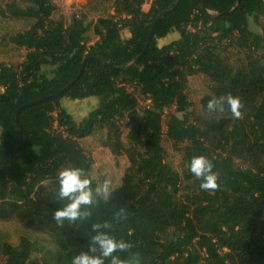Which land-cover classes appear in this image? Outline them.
Instances as JSON below:
<instances>
[{"label":"trees","instance_id":"trees-1","mask_svg":"<svg viewBox=\"0 0 264 264\" xmlns=\"http://www.w3.org/2000/svg\"><path fill=\"white\" fill-rule=\"evenodd\" d=\"M173 1L152 0L145 9V0H114V12L96 19L73 14L67 22L53 16V0H0V19L35 20L8 36L27 49L24 59L19 64L0 61V167L22 139L0 172V218L41 222L56 243L42 247L38 263L30 261L35 246L29 236L21 235L18 243L4 240L1 264H71L87 248L91 224L105 220L113 223L105 231L131 241L130 251L141 253L142 264H264V0H205L207 11L202 0H180L159 20L137 64L117 69L89 60L62 95L21 110L22 133L16 123L18 106L65 86L88 56L128 64L144 49L156 16ZM251 18L261 30L251 28ZM124 29L130 34L124 36ZM172 30L180 36L160 45L159 38ZM230 48L242 55L230 60L225 53ZM50 64L55 67L42 76ZM200 72L215 94L239 95L244 105L242 119L227 109L217 114L233 118L218 142L207 141L190 119L188 79ZM131 87L140 88L150 102L141 105ZM107 92L108 101L81 120L61 102L64 96ZM120 121L129 127L128 140L144 150L131 156L107 202L94 193L88 220L58 226L52 215L67 202L58 199V171L82 167L95 189L93 159L80 139L103 128L116 138ZM165 132L182 144L187 164L181 174L165 159ZM194 155L213 161L216 190H203L190 172ZM121 207L127 219L116 223ZM129 254L118 253L122 259Z\"/></svg>","mask_w":264,"mask_h":264},{"label":"rangeland","instance_id":"rangeland-1","mask_svg":"<svg viewBox=\"0 0 264 264\" xmlns=\"http://www.w3.org/2000/svg\"><path fill=\"white\" fill-rule=\"evenodd\" d=\"M53 1L57 6L53 16L55 18L63 16L67 22L71 20L73 14H87L89 18L96 19L100 14L114 12V0ZM151 2L152 0H145L143 7L148 9ZM34 21L35 20L32 18L13 16L0 19V61H5L9 64H19L24 59L27 49L10 42L8 36L17 31H24L30 28ZM250 25L254 30H261V27L252 18L250 20ZM129 34L130 32L128 29L123 30L124 36ZM179 36L180 32L178 30H172L164 37L166 41H170ZM158 42L162 43L164 40L159 38ZM225 53L232 61H234L237 56L242 55V52L237 48H230L228 51H225ZM54 67V64L45 65L42 70V76L46 75V72ZM131 89L138 95L141 105L150 102V99L145 97L140 88L131 87ZM186 92L189 99L193 101L190 119L202 128L207 141L218 142L221 134L231 126L233 118L231 116H221L215 113L208 114L206 105L207 101L212 96L218 97L226 94L224 92L215 94L209 87L208 77L202 72L189 76ZM99 96L101 97L96 105L103 102L106 103L111 93L107 92L103 95V98L102 95ZM72 99L73 100L70 102L71 104L66 106L77 120H81L83 117L80 116L88 113L89 106L84 102L83 98ZM61 102L63 101L61 100ZM77 107H80L79 111H77ZM120 122L121 127L116 138H110L107 128H103L80 139L86 152L93 159L92 173L99 183H102L105 177L110 178L112 174L116 175V178L112 181V185L117 183L126 171L131 156L144 150L141 145L133 144L128 140L127 132L129 127L125 125L124 121ZM162 144L167 150L165 159L181 174L187 164L183 156L182 144L176 143L166 132L163 135ZM21 235H27L34 241L35 249L30 261L41 263L42 255L44 254L42 247L56 246L52 235L41 222H28L17 218L10 220L0 218V242L7 240L12 243H18ZM3 260L4 254L0 249V264ZM202 264H207L206 260L203 261Z\"/></svg>","mask_w":264,"mask_h":264},{"label":"clouds","instance_id":"clouds-1","mask_svg":"<svg viewBox=\"0 0 264 264\" xmlns=\"http://www.w3.org/2000/svg\"><path fill=\"white\" fill-rule=\"evenodd\" d=\"M243 107L241 97L229 92L218 97L212 96L207 101L206 111L208 114H223L227 109L234 119H242ZM214 167L213 161L204 155H194L191 158L190 172L201 181L200 187L203 190L214 191L218 188V175L213 171ZM58 181V199L67 201L52 215L58 226H63L65 222L72 224L88 220L92 215L94 193L102 196L107 202L114 191L109 177H105L102 183H96L93 189V181L87 170L77 166H68L59 170ZM127 215L126 208L121 207L115 214L114 220L119 223L127 219ZM112 228L113 223L109 220L92 223L87 248L74 255L71 264H105L106 259L109 258L110 264H142L141 253L130 251L134 248L131 241L118 239L109 231H105ZM125 252L130 254L122 259L118 253Z\"/></svg>","mask_w":264,"mask_h":264},{"label":"water","instance_id":"water-1","mask_svg":"<svg viewBox=\"0 0 264 264\" xmlns=\"http://www.w3.org/2000/svg\"><path fill=\"white\" fill-rule=\"evenodd\" d=\"M180 0H174L168 7H166L164 10H162L157 16L156 18L154 19L153 23H152V26L149 30V33H148V37H147V41H146V44L144 46V49L142 50V52L137 55L133 60H131L128 64H125L123 66H117L115 65V63L113 62H108L106 60H104L103 58H99V57H96V56H88L87 58L84 59L83 63H82V66L80 68V71L79 73L75 76V78H73L69 83H67L65 86H63L62 88H60L59 90L55 91V92H52L48 95H44V96H41L39 98H36V99H33V100H30L26 103H23L21 104L20 106L17 107L16 109V123L18 125V127L20 128V133H22V125H21V121H20V112L21 110L26 107V106H29V105H33L35 103H38L40 101H43V100H46V99H49V98H55V97H58L60 95H62L68 88H70L80 77L81 75L83 74L84 70H85V67H86V64L89 60H96V61H99L101 63H104L112 68H117V69H121V68H128L134 64H137L139 62V60L142 58V56L148 51L149 49V46H150V43H151V40H152V37H153V34H154V29L157 25V23L159 22V20L162 18V16H164L165 14L169 13V12H172L174 10V8L178 5ZM203 1V7L204 9L207 11V6H206V2L205 0H202ZM238 2H240L241 0H237ZM228 11V10H226ZM211 16V15H209ZM212 17H215L212 15ZM21 144H22V139L20 140V143H19V146L15 149V151H17L20 147H21ZM14 151V152H15ZM14 152H12L8 157L7 159L5 160L4 164L0 167V172L4 171L6 169V166L8 165V163L11 161V159L13 158L14 156Z\"/></svg>","mask_w":264,"mask_h":264},{"label":"crops","instance_id":"crops-1","mask_svg":"<svg viewBox=\"0 0 264 264\" xmlns=\"http://www.w3.org/2000/svg\"><path fill=\"white\" fill-rule=\"evenodd\" d=\"M166 37V36H165ZM165 37H162L161 39H163L164 40V42H162V43H159L160 45H163V44H166V43H168V42H170V41H172V40H170V41H166L165 40ZM174 39H176V38H174ZM100 97L101 96H99V95H90V96H87V97H84L83 98V100H84V102L86 103V104H88V112L91 110V109H93V108H95V107H98V106H101V105H104L105 104V102H103V103H101V104H99V105H96V103L97 102H99V100H100ZM102 98H103V95H102ZM73 99L71 98V97H69V96H64L63 98H62V104L64 105V106H66V105H70L71 103V101H72ZM67 107V106H66ZM67 109L69 110V108L67 107ZM72 113V112H71ZM88 114V113H87ZM86 114H84V115H82V116H80V117H84Z\"/></svg>","mask_w":264,"mask_h":264},{"label":"bare ground","instance_id":"bare-ground-1","mask_svg":"<svg viewBox=\"0 0 264 264\" xmlns=\"http://www.w3.org/2000/svg\"><path fill=\"white\" fill-rule=\"evenodd\" d=\"M80 110V107H77V111H79Z\"/></svg>","mask_w":264,"mask_h":264}]
</instances>
